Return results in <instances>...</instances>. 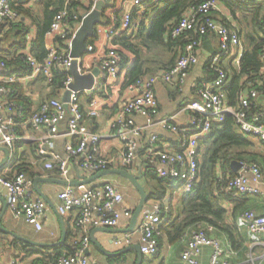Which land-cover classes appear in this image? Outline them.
<instances>
[{
	"label": "built area",
	"instance_id": "built-area-1",
	"mask_svg": "<svg viewBox=\"0 0 264 264\" xmlns=\"http://www.w3.org/2000/svg\"><path fill=\"white\" fill-rule=\"evenodd\" d=\"M15 1L0 0V26L10 27L19 22V14L13 7ZM98 1L103 0H66L63 9L55 14L45 33L43 60L36 62L26 54V65L31 70L29 76H14L5 62L0 60V144L10 151L11 156L15 152L16 143H33L37 145L39 161L44 163V169L55 170L60 179L67 181L71 162L75 163L78 170L93 174L115 167L127 170L141 151L145 165L142 176L153 173L158 179L182 181L181 191L190 193L198 174V141L209 133L212 123H222L226 117H231L241 134L264 144V117L258 105V100L264 99V73L260 74L263 85L261 91L250 89L246 95L239 96L236 105L228 104L224 89L228 75L224 61L232 54V50H237L232 64L238 67L245 49L239 28L230 24L223 15L219 1L206 0L189 7L171 29L172 39L184 35L189 38L175 64L161 75L137 79L123 93L121 104L109 124L110 137L120 143V149L114 154L104 153L100 146L103 136L92 130L90 125L102 116L105 108H111L116 102L109 87L119 79V58L108 48V43L121 33L132 35L136 31L132 13L142 14L161 0H124L120 10L116 9L115 0L110 2L103 10L100 22L94 27L92 37L95 41L86 43L85 52L76 59V71L80 76L90 75L95 69L98 71L93 86L90 90L74 91L70 89L73 83L70 74L71 41L83 16L90 13ZM102 19L105 21L102 22ZM208 36L217 40L216 53L208 64L212 81L198 88L195 99L179 111L188 115L184 124L175 123L174 117L157 118L158 103L154 92L156 83L162 82L180 89L190 69L198 63L197 48ZM261 52L264 61V47ZM262 68L264 70V66ZM53 69L66 73L58 96L42 101L38 109L22 122L24 110L11 100L13 85L26 84L39 76L51 84ZM67 91L68 101L63 102L62 97ZM99 97L103 100L99 101ZM135 117L144 119V125H138ZM62 124L65 126L64 131L59 129ZM152 127H159L172 134L170 145L160 144V137L156 133L151 134L144 143L141 142L142 132ZM18 128H28L38 137L26 133L20 135ZM61 138L67 140L64 155L55 151V143ZM0 186L5 191V199H0V212L5 201L15 217L23 218L26 224L40 231L47 206L43 200L32 198V180L21 172L10 177L0 174ZM225 191L234 198L263 194L264 173L261 167L257 163H242L227 182ZM58 201L59 215L77 211L74 227L84 231V234L74 242L73 252L58 257L56 264H93L86 255L89 244L87 228H115L122 218L129 219L133 213L124 204L122 193L111 182L84 189L80 195L75 194L73 187H65L58 195ZM241 220L250 233L264 237V216L245 211L241 214ZM162 223L160 207L154 204L150 212L140 217L130 233L113 239L112 243L118 247L130 246L136 236L143 257H156L159 254L158 239L162 236L159 227ZM211 230L212 227L207 226L190 234L181 252L180 264H199L204 247L212 249L208 264H227L225 249L218 239L209 235Z\"/></svg>",
	"mask_w": 264,
	"mask_h": 264
},
{
	"label": "trees",
	"instance_id": "trees-1",
	"mask_svg": "<svg viewBox=\"0 0 264 264\" xmlns=\"http://www.w3.org/2000/svg\"><path fill=\"white\" fill-rule=\"evenodd\" d=\"M31 1L16 0L13 3L14 9L19 14V22L5 27L8 31L4 39L10 42V46L7 51L0 52V60L5 62L16 77H26L31 74L30 68L26 65V54L33 57L36 62L43 60L45 33L55 14L63 9L66 2V0H35L32 4ZM205 1L161 0L142 14L132 13V18L136 21V31L132 35L121 33L108 43V48L119 58L120 70L118 81L109 87L116 102L107 110H117L123 93L137 79L158 75L175 64L189 38L184 35L172 39L171 29L180 21L189 7ZM217 1L222 2L234 15L238 23L240 38L246 46L238 69L231 68L229 73L227 71L228 76L224 89L227 92L228 104L234 106L239 96L246 95L250 89L258 91L263 89L260 72L264 66L261 52L264 47V2L260 4L239 0ZM148 18H150L149 22ZM3 28L4 26L1 25L0 30ZM32 29H34V34L31 32ZM30 34H33V37ZM94 41V37H89L86 43ZM155 50L165 53L166 59L161 61L146 59V56ZM210 58L206 64H209ZM147 63L156 65L149 68L146 67ZM53 76L51 84H47L44 78L39 76L25 86L29 89L31 84L39 82L44 85V89L48 90L46 96L42 97V101L55 98L58 96L61 81L66 77V73L53 69ZM13 87L14 94L11 100L23 108L21 121L25 122L34 108L25 95L26 88L22 84H14ZM27 129L18 128L17 131L23 135ZM22 145H24L22 142H18L15 148ZM24 148L25 151L20 158L14 152L11 167L14 173L21 172L30 178L34 176L30 164L40 162V155L37 145L33 143L25 145ZM259 149H264V144L260 140L241 134L234 119L226 117L222 123H212L209 133L198 141V174L190 193L181 191L182 181L158 179L153 173L143 176L145 181L152 180L157 184V186L150 185L152 193L149 198L159 205L163 219L159 227L162 232V236L158 239L159 251L164 241L169 246L177 245L183 241L188 230L205 229L207 226L226 232L232 248L239 244L237 233L227 222L231 212L226 204H234L246 196L234 198L225 191V186L235 175L230 168L231 162L257 163L256 159L261 156ZM25 155L31 158L30 163L23 159ZM178 191L181 194L175 201L172 202L170 199L166 204L163 203L166 192H169L173 198ZM159 257L160 254L153 258L144 257L142 264H152L154 260H159Z\"/></svg>",
	"mask_w": 264,
	"mask_h": 264
},
{
	"label": "crops",
	"instance_id": "crops-1",
	"mask_svg": "<svg viewBox=\"0 0 264 264\" xmlns=\"http://www.w3.org/2000/svg\"><path fill=\"white\" fill-rule=\"evenodd\" d=\"M219 3L223 9V15L227 17L226 19L229 20L230 24H234L238 27L234 15L222 4V2ZM257 3L261 4L263 2ZM7 31L8 29L5 27L0 30V40L2 41L0 42V52L7 51L10 46V42L4 39ZM31 32L34 34V29H32ZM33 34H30V36L33 37ZM28 47L29 45L27 44V48ZM243 47L244 49L246 47L244 43ZM216 50L217 40L212 36L206 37V39L203 40L202 45L196 50L198 63L190 69L186 82L180 89L165 85L162 82L156 83L154 92L158 103L157 118L174 117V122L177 124H184L187 121V113H179V111L195 99L196 90L198 88L203 84L212 81L213 78L208 69V64L206 63L209 58L214 55ZM236 53L237 50H232V54L224 61V66L228 73L231 68L238 69V67L232 64V59L236 56ZM262 73H264L263 68L261 69L260 74ZM161 74L162 73H159L158 75ZM27 84L28 82L22 84V86L26 88L25 85ZM42 85L43 84L39 82H35L34 84H31L29 89H25V95H27L28 100L31 101L34 110L38 109L42 97L46 96L48 93V90L44 89V85L42 88ZM258 105L264 117V99L260 98L258 100ZM107 109L105 108L102 116L95 120L90 126L92 130L103 136L100 143L101 150L106 154H114L120 149V143L116 139L110 137L111 132L109 124L114 119L117 110L111 111ZM135 122L138 125H144L145 123L144 119L141 117H135ZM59 129L60 131H64L65 126L62 124ZM25 133L30 134V136L32 135L33 137H38V135L33 134L29 129H27ZM153 133H156L160 137V144L170 145L173 135L159 127H152L148 130H144L140 139L141 142L144 143ZM66 141V138H61L56 141L55 151L57 153L64 155V145ZM4 149L7 148L0 144V174L5 177H10L14 174L11 167L13 156L6 161V155L3 152ZM258 151L261 153V156L256 159V162L260 165L261 170L264 173V149H259ZM23 159L25 162L30 163L29 161L31 158L27 155H25ZM30 165V169L33 171L32 173H34V176L30 177L33 189L32 198L43 200L47 206L43 227L40 231H36L33 227L26 224L23 218L15 217L7 206H5L4 209L2 207L0 212V264H9L11 262H14V264H55L57 256H68L73 252L74 242L80 240L84 234V231L78 230L74 227V220L78 215L77 211H71L62 216L59 215L57 211L59 204L58 195L64 190V186L47 182H39L37 184V190L34 189L33 186V181L35 179H48L54 181L65 180L60 179L55 170H45L44 163L42 162H31ZM109 170L123 169L115 167ZM126 171L134 175L140 174L141 176L142 173H145V165L141 151L138 153V157L134 164ZM93 175V173L78 170L75 163L71 162L67 181L79 182L83 178L88 179ZM112 176L113 175L105 176L87 185L73 187L75 189V194L80 195L84 189L98 186L105 182H111L122 193L124 204L133 212L139 202L138 192L129 185L118 184ZM143 180L142 176L140 183L144 187L148 196H150V193H152L150 184H145ZM39 193L42 194L43 198L40 197ZM180 194L181 192L178 191L177 195L174 194L173 198H171V196L167 197V202H169L170 199L172 202L175 201ZM0 199H5V191L2 186H0ZM149 200L151 201L152 199L149 198L148 201ZM128 201L131 203L130 205L127 203ZM154 204L157 203L153 202L152 207ZM226 207H228L231 212L227 218L228 225L237 233L239 244L235 248H232L229 236L224 231L212 228L209 234L211 237L218 239L222 243L226 252L225 261L227 264H264V237L250 233L241 220V214L245 211H253L258 215L264 216V193L257 196H246L245 198L237 200L234 204H226ZM142 215L143 213L141 211L136 224H138V220ZM130 220L131 218H122L115 228H87L86 231L89 244L86 255L90 263L135 264L136 254L134 252L122 251L137 243L133 242L132 245L125 247H118L112 243L113 239L121 238L124 234L130 233L126 232L129 228ZM193 231L194 230L192 229L188 230L183 241L177 245L169 246L164 241L159 251V260H154L152 264H158L159 262L161 264H180L181 252L185 248L189 236ZM211 253V248L204 247L199 257V264H208Z\"/></svg>",
	"mask_w": 264,
	"mask_h": 264
},
{
	"label": "water",
	"instance_id": "water-1",
	"mask_svg": "<svg viewBox=\"0 0 264 264\" xmlns=\"http://www.w3.org/2000/svg\"><path fill=\"white\" fill-rule=\"evenodd\" d=\"M112 0H103V1H98L94 9L83 16L81 25L76 31L72 41H71V52H70V57L72 58V65L70 67V74L73 77V83L70 85V89L74 91H80V90H90L93 86L94 83V77L97 75L98 71L95 69L92 74L86 75V76H80L77 71H76V59L81 57V55L85 52L86 50V40L89 37H92L94 27L100 22L102 12L103 10L109 6L110 2ZM69 97V92H65L62 101L67 102ZM6 155V161L12 157L10 154V151L8 149H4L3 151ZM242 163L233 161L231 162L230 168L233 173H236ZM109 175H119L120 177L126 179L132 187L138 192L139 194V202L135 209L133 210L132 217L130 220V225L129 228L127 229L126 232H131L136 225L137 219L141 214V211L146 204V202L149 199L148 194L146 193L144 187L141 185L140 180L142 179V176L140 174L134 175L129 173L126 170H106V171H101L95 173L92 177L85 179L83 178L81 181H54V180H48V179H35L33 181V186L34 189L37 190V184L39 182H47V183H54V184H59L64 187H76L79 185H87L99 178L109 176ZM40 197L43 198L42 194L39 193ZM6 206V202L3 201V209ZM104 230V229H101ZM134 252L136 254V261L135 264H142L143 260V255L140 253L139 246L138 244H134L130 247H127L124 251L122 252Z\"/></svg>",
	"mask_w": 264,
	"mask_h": 264
},
{
	"label": "rangeland",
	"instance_id": "rangeland-1",
	"mask_svg": "<svg viewBox=\"0 0 264 264\" xmlns=\"http://www.w3.org/2000/svg\"><path fill=\"white\" fill-rule=\"evenodd\" d=\"M123 1H124V0H115V3H116V4H115V5H116V9L120 10V7H121L120 5H121V3H122ZM126 1H127V0H126ZM34 2H35V0H32V1H31L32 4H33ZM34 5H35V4H34ZM149 20H150V18L147 19L148 22H149ZM104 21H105V19H102V22H104ZM133 21H134V23H136L135 20H133ZM137 21H138V20H137ZM86 58H87V56L84 57V59H86ZM147 58L151 59L152 61H161V60L166 59V55H165V53H163V52H160V51L155 50L153 53L147 55V56H146V59H147ZM155 65H156V64H153V63H147V66H146V67L152 68V67H154ZM98 100H99V101H102L103 98L99 97ZM24 146H25V145H22V146H20V147H18V148L15 149V154L17 155L18 158L21 157L22 152L24 151ZM12 162H13V161H12ZM11 164H12V163H11ZM112 178L115 179V181H116L118 184L129 185V186L132 187V185H131L126 179L120 177L119 175H113ZM143 182H144L145 184H148V183H149V184L152 185V186H157V184H156L154 181H152V180H146V181L143 180ZM167 197H170L169 192H166V194H165V197H164V199H163V203H164V204L167 203ZM153 202H154V200H151V201L149 200V201L146 202V204L144 205L143 210H142V213H143V214H144L145 212H148V211L151 210ZM127 203H128L129 205L131 204L129 201H128ZM150 207H151V208H150ZM133 242L137 243V242H138V238L135 237L134 240H133Z\"/></svg>",
	"mask_w": 264,
	"mask_h": 264
}]
</instances>
